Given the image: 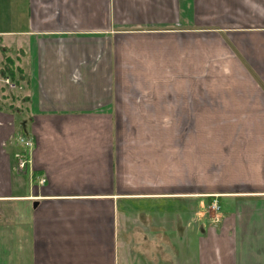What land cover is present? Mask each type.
<instances>
[{
  "label": "crops",
  "instance_id": "0c3cea01",
  "mask_svg": "<svg viewBox=\"0 0 264 264\" xmlns=\"http://www.w3.org/2000/svg\"><path fill=\"white\" fill-rule=\"evenodd\" d=\"M0 264H264V0H0Z\"/></svg>",
  "mask_w": 264,
  "mask_h": 264
},
{
  "label": "built area",
  "instance_id": "2783aa9c",
  "mask_svg": "<svg viewBox=\"0 0 264 264\" xmlns=\"http://www.w3.org/2000/svg\"><path fill=\"white\" fill-rule=\"evenodd\" d=\"M2 81L8 90H14L16 88V84L8 78H4ZM15 140L16 143L20 146V149L14 154L16 160V168L18 172H25L28 169L30 160L29 154L30 149L33 146V141L31 138L21 135L17 136ZM40 181L42 182L43 179H41ZM207 207L213 217L216 219L217 214H219L220 211V205L216 199V196L213 197Z\"/></svg>",
  "mask_w": 264,
  "mask_h": 264
},
{
  "label": "trees",
  "instance_id": "16d2710c",
  "mask_svg": "<svg viewBox=\"0 0 264 264\" xmlns=\"http://www.w3.org/2000/svg\"><path fill=\"white\" fill-rule=\"evenodd\" d=\"M11 70V67H8L6 68V70L4 69L2 75H4L5 77H7L9 80H11L12 82L15 81V74H14V71H10Z\"/></svg>",
  "mask_w": 264,
  "mask_h": 264
}]
</instances>
